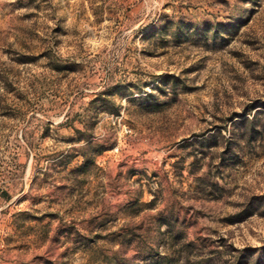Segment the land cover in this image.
Masks as SVG:
<instances>
[{
    "label": "rangeland",
    "instance_id": "1",
    "mask_svg": "<svg viewBox=\"0 0 264 264\" xmlns=\"http://www.w3.org/2000/svg\"><path fill=\"white\" fill-rule=\"evenodd\" d=\"M0 264H264V0H0Z\"/></svg>",
    "mask_w": 264,
    "mask_h": 264
}]
</instances>
